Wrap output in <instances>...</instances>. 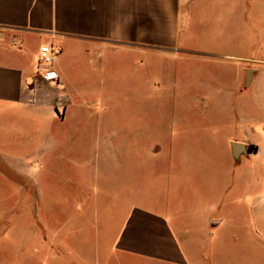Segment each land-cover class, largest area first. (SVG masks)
Returning a JSON list of instances; mask_svg holds the SVG:
<instances>
[{"label": "crops", "instance_id": "obj_1", "mask_svg": "<svg viewBox=\"0 0 264 264\" xmlns=\"http://www.w3.org/2000/svg\"><path fill=\"white\" fill-rule=\"evenodd\" d=\"M188 1L0 0V111L41 115L63 135L85 133L68 127L80 119L85 105L77 84H94L90 51L107 59L118 49L150 52L181 46L182 8ZM244 14L223 16L222 50L196 52L222 64V85L198 92L196 101L204 105H194L200 111L191 108L188 119L175 118L159 149L147 150L146 163L156 165L157 184L167 199L145 195L136 200L132 173L131 181L122 180L109 194L120 202L117 209L125 208L114 251L158 264H262L264 44L245 51L240 37ZM47 45L58 52L55 81L45 80L39 65L40 49ZM237 96V122H232L229 108ZM111 119H99L100 136ZM150 182V177L141 180L142 188ZM11 232L0 228V247L10 243ZM26 232L24 244L32 246V257H0V264L49 260L52 237L38 242L37 227ZM25 245L16 242L12 251L22 252ZM51 259L52 264H87L79 257ZM102 261L96 264H106Z\"/></svg>", "mask_w": 264, "mask_h": 264}, {"label": "rangeland", "instance_id": "obj_2", "mask_svg": "<svg viewBox=\"0 0 264 264\" xmlns=\"http://www.w3.org/2000/svg\"><path fill=\"white\" fill-rule=\"evenodd\" d=\"M182 10L181 46L150 52L118 49L107 59L90 51L94 84H77L85 105L80 106V119L68 127L85 133L63 135L41 115L0 111V228L12 230L10 243L0 247L1 258L32 257V246L24 241H29L26 231L37 227L38 242L52 237L54 245L45 264L68 256L87 264L99 258L106 264H158L114 251L125 208L117 209L120 202L109 194L122 180L131 181L132 173L136 200L145 195L167 199L157 184L156 165L146 163L147 150L159 149L175 118L188 119L191 108L200 111L194 105H204L196 101L198 92L224 82L218 68L222 64L196 55L223 49V16L245 13L246 25L240 24L245 51L264 44V0H191ZM234 99L229 118L237 122L239 97ZM106 116L112 119L106 120L100 136L99 119ZM148 177L149 186L142 188L141 180ZM261 240L264 264V236ZM16 242L25 245L22 252L12 251Z\"/></svg>", "mask_w": 264, "mask_h": 264}, {"label": "built area", "instance_id": "obj_3", "mask_svg": "<svg viewBox=\"0 0 264 264\" xmlns=\"http://www.w3.org/2000/svg\"><path fill=\"white\" fill-rule=\"evenodd\" d=\"M57 54L58 52L49 45L43 46L40 49L39 65L43 71L45 80L55 81L59 78L57 72L53 69V64Z\"/></svg>", "mask_w": 264, "mask_h": 264}]
</instances>
